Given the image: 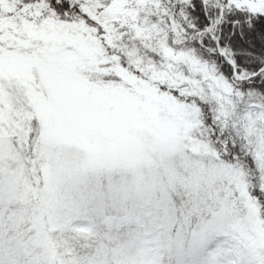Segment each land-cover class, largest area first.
<instances>
[{"label":"snow or ice","instance_id":"snow-or-ice-1","mask_svg":"<svg viewBox=\"0 0 264 264\" xmlns=\"http://www.w3.org/2000/svg\"><path fill=\"white\" fill-rule=\"evenodd\" d=\"M0 264H264V0H0Z\"/></svg>","mask_w":264,"mask_h":264}]
</instances>
